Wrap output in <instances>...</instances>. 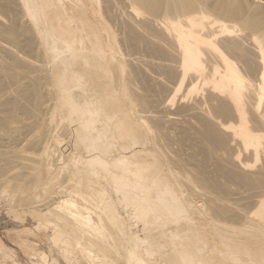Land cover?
Listing matches in <instances>:
<instances>
[{
    "label": "bare ground",
    "instance_id": "1",
    "mask_svg": "<svg viewBox=\"0 0 264 264\" xmlns=\"http://www.w3.org/2000/svg\"><path fill=\"white\" fill-rule=\"evenodd\" d=\"M112 20L125 44L146 45L157 58L146 60L148 72L137 65L133 70L144 73V85L157 89L158 100L153 103L163 111V124L181 128L180 142L191 148L193 200L182 189L185 183L176 188L168 179L153 151L137 150L146 142L134 136L133 128L123 126L127 89L111 92L115 102L101 90V81L109 76L105 60L120 62L121 51L113 50L117 34L110 26ZM135 89L130 87L136 101ZM52 91L71 106L88 149L101 152L90 159L93 170H87L96 177L87 187L100 214H108L113 226L126 229L117 213L121 205L131 220L144 222V236L130 232L124 238L130 245L128 261L155 264L150 260L153 256L169 244L177 247L189 233L197 239V256L184 264H213L217 258L205 255L216 250L237 264H264V253L258 252L259 260L249 258L248 249L227 242L220 250L201 240L198 230L181 226L195 223L191 212L197 200L209 222L236 227L255 221L256 226L232 232L264 234V0H0V174L5 170L10 174L23 154L43 159L52 153V137L60 126L54 125L56 116L51 114ZM35 128L39 134L23 143L40 153L13 146L18 134ZM114 137L122 138V149L131 153L112 157L121 148ZM76 170L83 171L81 165ZM5 173L2 177H9ZM11 179L16 190H28L23 176L15 174ZM6 180L0 185V199L9 194ZM61 203L84 228L104 234L109 228L101 215L95 222L88 213L92 210L80 206L73 196ZM155 230L165 242L154 239ZM218 234L228 237L219 229ZM82 251L92 261L99 258L92 249ZM4 252L0 245V254Z\"/></svg>",
    "mask_w": 264,
    "mask_h": 264
},
{
    "label": "rangeland",
    "instance_id": "2",
    "mask_svg": "<svg viewBox=\"0 0 264 264\" xmlns=\"http://www.w3.org/2000/svg\"><path fill=\"white\" fill-rule=\"evenodd\" d=\"M102 2L101 5L105 4L104 1ZM107 19L109 21L108 15ZM114 21L115 20H112L113 24L110 22L112 31L117 34V42L113 44V50L121 51V54L118 56L120 62L119 64H116L110 60H105L106 67L109 69V76L108 78H103L101 81V90L106 93L108 98H111L112 101L115 102L117 100L116 95L111 94V92L116 88L119 90L127 89L128 100H126L127 104L122 110L123 126L125 129L133 128L134 136H139L141 141L146 142L145 146H139L137 150L144 149L146 151H153L161 161L163 172L168 179L175 183L176 188L180 186V183H185V186H183L182 189L185 191L186 197L192 198L193 200V194L195 191L193 189L196 185L193 181L194 176H192L194 174V166L192 165V160L189 158L191 148L187 144H181L179 135L181 128H173L170 125L165 126L163 124V119L160 117V115L163 114V111L158 110V107L156 106L157 104L153 103L158 100L157 89L146 86L143 83V70H145L146 73L147 70L151 69L146 60H148L149 57V60L157 58L153 56L149 47H146V49L144 48L146 45L143 46L146 53H143L145 52L142 50L143 48L141 45L143 44L140 45L141 47H139V45L136 46V44H131V46H135L136 48L129 47L130 43L127 44L128 42L125 44L123 36L121 34L118 35L120 30L115 25L116 21ZM134 53H136V55ZM128 55L131 56L129 57ZM132 56L136 58L139 57L138 59L142 62H134L135 60H132ZM135 65H137V68H140L143 72H135L136 70H133ZM158 77H160L159 74ZM130 87H136L135 94L138 96L136 101L134 100L133 93L131 94ZM52 94H54V98L50 101L52 109L51 114L56 116L54 125H60L52 137V153L49 155H43V159H37L28 153L26 155L29 156V158L26 157V155L23 154L25 153L23 151V157L19 156L21 159L19 158V162L17 161L18 163L15 164V169L8 172L10 174H7L8 170H5L6 173L3 171L0 174L2 178H0V185L2 183L4 184L6 179L9 178L10 180L13 178L15 174L23 176V178L26 179L24 183L26 181H28L26 182L27 184L29 183L28 190L26 188H23L24 190H16L17 188L12 182L13 179L10 181L8 180V184L10 182V185L7 184L8 186H6L7 180L5 182L4 186L9 187V194L2 196L0 199V245L5 251L0 254V264H92V262H95L93 264H96L97 262V264H105V261L107 264H132L128 261L129 257L127 259L128 251L126 249L129 248L130 245L127 241L129 235L126 234L133 232V234L140 233L144 236L146 234V229L143 227L144 222L131 220L126 208L121 205L117 206V213L122 217L120 221L123 224L125 223V225L122 224L121 226L126 227V229H120V225L117 227L113 226L114 224H111L113 220H111V218L110 220L108 219L110 217L108 214H100V211L102 210L97 207V201L92 199L93 197L90 194L88 195L91 190L87 187V185L95 180L96 177L89 174L87 170H93L89 165L90 159L93 155H100L101 152L100 150L91 152L88 149V142L81 138L83 132L78 128V119L76 115L71 114V106L65 105L64 99L59 95L58 91H56V93L52 91ZM140 109L146 112H139ZM48 112H50L49 109ZM133 122L136 123L135 126L133 125ZM130 124L133 127H130ZM107 132H110V136L114 135L112 130H107ZM37 134L39 133L36 128L32 132L27 131L23 134H18L19 139L13 141V146L18 149L21 148L20 145H22V150L26 149L25 151L28 150L29 153L30 151L38 152V149L34 148V146L32 147L33 149L30 148L32 145L29 146V142L27 145L29 147H26L24 144L26 142L24 141L25 139H30L33 135ZM113 140L116 141L119 147L123 145L124 141L122 138L114 137ZM53 149L57 152H54ZM130 151L123 150L121 147L119 152L112 157H117L121 154H128ZM21 160H25L24 163L20 162ZM26 160L28 162H26ZM178 162H181V165L178 164ZM21 163H23V165ZM28 163H32L31 165L34 166L32 167L30 165L28 167L31 168H28ZM79 165H81L83 169L81 173L76 170ZM24 166L25 169L23 168ZM12 172L15 173L13 174ZM3 173L9 175V177L7 175L4 176H7L8 178L2 177ZM10 175L12 177H10ZM26 183L25 187H27ZM79 183L81 185H79ZM196 189L199 190L197 193L201 194V196L206 194L201 188L196 187ZM23 191H25V193ZM81 191L84 194L86 191V196H84V194L82 195L83 197L81 195L77 196L78 192L82 193ZM71 196L79 202L80 206H87L86 208L93 211H89L88 213L90 215L93 214L91 216L95 222H99L101 219V221L104 220L103 223H105L106 227L109 226L112 232L109 228H106V232L104 231L105 234L95 233V230H90L89 228L86 229L82 225H79L77 221L69 215L70 213L66 211L67 209L61 206L62 200L69 197L71 198ZM87 196H91V198ZM6 199H8V201ZM9 199H11V201H9ZM196 201L197 200H195L194 203L196 206L192 208L191 212L195 223L190 225L187 222H182L181 226L184 229L191 227L194 230H198L199 238L206 241L211 247H218L221 250L224 245L223 243L227 242V244L241 246L244 249H248L249 258H255V256H257L255 259L259 260L258 252L264 253V234L257 235L258 233H255L254 230L243 234L232 232L240 231L238 230L239 227L241 229L247 225L256 226L258 222L244 221L241 225L237 224L236 227L234 224L211 223L208 221L207 215L202 212V206H199L198 201ZM94 203H97L95 204L96 206ZM83 211L87 214V209H83ZM104 214L107 215V217ZM100 215L103 218H101ZM109 221H111V223ZM132 221L134 222L132 223ZM118 227L120 231L118 230ZM128 227L129 229H127ZM113 228L117 229L113 230ZM218 229L222 230L228 235V237L226 236L225 238L218 234ZM121 230H125V232H122H124L126 237L121 235ZM117 233H119V235ZM131 233L130 236L132 235ZM184 235L185 240L178 241L177 247L167 243L166 245L169 244L166 248L167 250L153 256L152 259H150L151 262H155V264H184L189 259L195 258L197 256V247L194 243L197 242V239L191 237L189 233ZM153 237L160 242L166 241L165 236H161L158 230H155ZM126 243L128 244L127 246ZM79 244L82 247H80ZM83 248L94 250V253L98 254L95 258L99 257L96 259L97 262L94 260V257L92 261L90 257L83 253ZM171 248L174 250H171ZM180 248L181 250H179ZM211 252L207 253L205 256L215 257V259L217 258L213 264H237L222 257V253L219 250ZM248 256H245L244 258L246 259ZM104 257L108 259H105Z\"/></svg>",
    "mask_w": 264,
    "mask_h": 264
}]
</instances>
